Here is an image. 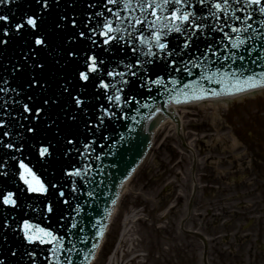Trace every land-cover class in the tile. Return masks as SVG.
I'll return each instance as SVG.
<instances>
[{
  "label": "water",
  "instance_id": "95a60500",
  "mask_svg": "<svg viewBox=\"0 0 264 264\" xmlns=\"http://www.w3.org/2000/svg\"><path fill=\"white\" fill-rule=\"evenodd\" d=\"M49 2L52 7L43 14L40 32L37 35L43 34L48 37L50 47L40 50L38 54V59L42 60L47 67L44 73H38V75L41 79L46 80L50 87L43 94H41L39 89L32 91L31 94L33 96L39 97L36 100L37 105L40 104V99H43V95L51 97L55 94L59 96V85L63 83L61 77L64 79L71 78L73 83H75V73L83 64L85 52L91 54L94 51L103 58L107 62V70L125 71L123 65H120L119 62L128 63L132 59L129 45L135 43L138 48L144 51L149 46L147 43H140L139 31L129 28V21L136 18L143 19L145 14H149L152 11L145 8L142 13L139 3L144 2V0H119L116 5L108 4L107 0H60L58 6L53 3V0H49ZM215 2H220V0H205L203 5H200L199 0H184V4L177 7H180L183 11L195 10L202 15H208L210 5ZM89 4L94 5V7H88ZM126 4L127 7H125ZM189 5L195 7H189ZM109 8L113 10L112 13L108 12L107 9ZM211 10L216 11L214 8ZM39 11L40 6L37 5L36 0H16L15 3L0 4V15L9 17V26L19 22L26 14H33ZM170 11L171 9L168 7L157 10V15L161 17L157 21L158 28H163V25L167 23L163 18L168 16ZM96 12H102L105 18L111 20L113 26L120 29L119 33H113V35H122L124 40L118 44L114 43L110 46H104L102 44L103 37L96 34L93 38L96 39L97 45H92L91 41L87 40H76L71 45L67 44V39L74 32L78 33L81 30L88 32V29L84 28L83 24L89 16L93 17V25L101 19L95 17L94 14ZM227 12L235 13V15L242 18H246L249 15L253 17L252 20L247 21V23L252 24V29H249L248 33H232L230 28L225 27V31L232 36L233 42H235L236 35H240L243 38L250 35L253 37L252 40H248L246 45H242L239 49H233L229 40L224 38L223 33L205 31L204 34L210 39L205 40L202 36L191 49L193 58H199L198 62L201 67L192 69L191 75L176 72L168 73L156 68L155 70L164 76L166 82L172 78H176L179 81L175 86L176 90L172 92H168L164 88L157 89L156 86L150 83L148 87L152 88L151 93L146 89L139 88V82L130 91L128 86H125L126 95H135L141 104H147L148 107L134 105L133 108H138L139 111H135L133 108L127 109L128 119L106 121L105 127L95 136L85 129L83 117L74 124L65 119L64 112L61 109L73 110L67 95L60 98L58 106L48 109L50 119L57 120L59 135H57L55 128H47L46 124L48 121L40 120L38 122L34 121L37 124L36 134H27L21 140L17 133L23 132V129H20L17 123L12 122L10 117L8 118L11 124V142L20 144L23 151L14 152L0 145V160L7 161L5 168L0 169V171L7 172L6 176H0V193L6 194L12 191L16 194L14 198L18 200V207L16 208L4 206L0 203V259H3L5 264H68L69 258H71L72 264H85V257L91 252L92 244L115 195L117 184L137 167L136 165L140 163L146 152L148 145L147 133L150 132L154 125L150 123V118L147 119V122H143L149 115L148 113L156 106H160L162 109L164 104L170 99L173 102H177L189 100L194 98V96H207L219 91H229V89H231L230 91H235L234 85L237 77L240 79L241 87H245L243 81L249 76H255L257 80L264 81V77L260 76L261 73H264V58L257 59L258 55L264 57V39H261L264 36V23H262L264 22V16L260 15L257 6L248 7L246 0H240L239 4L236 3V0H229ZM113 13H119L124 19L118 20ZM61 15L77 17L80 27L75 30L70 28L68 30L57 29L55 25ZM217 15L223 14L217 13ZM148 19L151 21L155 17L148 15ZM208 23L218 27L223 26L221 20L212 18H209ZM228 24L235 27H244L243 24L236 23L231 19H229ZM139 27L137 26V28ZM126 29L132 31L133 36L130 37ZM163 30L167 31V28ZM148 31L149 28L145 25L143 28L144 38L150 39ZM29 39L30 36L27 33L23 36H18L13 32L9 44L5 48L0 49V77L9 80L7 87L26 86L31 69H26L24 73L13 77L9 65L10 63H15L20 58L21 53L27 50V41ZM166 41L172 48L177 43L182 42V37L173 32L166 37ZM209 44L219 55L213 56L211 51L206 50ZM105 47H111V51L105 52ZM69 48L74 49L78 54L80 57L79 62L68 59L66 53ZM153 50L155 51V49ZM249 50L251 55H249ZM233 52L237 56L243 55L244 60L236 59V62L232 63ZM224 55H229L230 59L224 61ZM183 59L188 60V57L184 56ZM57 60L60 61L59 64L56 63ZM158 63L162 64L163 62L159 61ZM180 66L182 67V65ZM6 67L7 70H5ZM148 67L152 69L155 65H148ZM189 67L191 68V64H189ZM213 73H215L214 76ZM231 73H236V76H231ZM202 76L211 77V82L201 79ZM103 78L106 82H112L111 78L106 77V74ZM152 78L155 79V76ZM129 79L134 80L135 78L129 77ZM184 84H189L191 87L185 89L183 87ZM0 86L4 85L0 84ZM167 87L171 89L174 86L168 84ZM184 93L189 94L185 96ZM3 95L0 93V96ZM95 95V89L90 84L87 90V98L91 101V105L98 106L104 102L103 97L98 101L94 98ZM12 96H14V93L9 92L8 96L4 98L10 99ZM10 111L12 110L10 109ZM170 112L169 108H164L163 114L175 120V113L172 114ZM17 114V111H12L13 116ZM163 114L155 118L156 123L159 122V119H162ZM69 134L77 138L76 147L81 149V153L78 154L73 150L70 154H65L66 149L72 147L71 145H65L63 141V137ZM144 134H147V136H144ZM104 137H107V139H104ZM5 138L2 139L8 142L9 138ZM92 140L96 141L93 146L94 151H85L83 144L91 143ZM49 141L55 145L51 149L53 155L47 160H42L39 157L38 148L47 146ZM13 155L17 157L16 160L11 159ZM20 161L27 164L45 183H56L59 189L66 193L65 198L69 200L71 207L64 205L58 199L56 189L50 188L48 197L28 193L27 185L20 179V174L23 172V169L19 167ZM75 168L81 169V176L67 177L63 175L65 170L71 171ZM72 188H76L77 191L72 192ZM48 202H52L56 207L54 215L49 214L46 210ZM75 209H79V212ZM25 220L32 224H39L41 227L51 230L57 236L63 237L64 239L61 241L64 246L63 249L58 250L53 255L50 249L58 248L57 244L42 245L37 243L30 245L24 241L20 228ZM4 224L10 225V227L3 228ZM72 224H76L77 228L72 229ZM13 229L16 230L13 231ZM64 249H71V251H65ZM13 251L17 253L15 257L11 255ZM26 251H32L34 257L30 259L26 255Z\"/></svg>",
  "mask_w": 264,
  "mask_h": 264
},
{
  "label": "snow or ice",
  "instance_id": "6c2138e0",
  "mask_svg": "<svg viewBox=\"0 0 264 264\" xmlns=\"http://www.w3.org/2000/svg\"><path fill=\"white\" fill-rule=\"evenodd\" d=\"M16 0H0V4L15 3ZM200 5L205 3V0H199ZM37 5L40 6V11L33 14H26L25 17L15 24L9 26V17L6 15H0V49L5 48L10 40L12 33L14 32L18 36H23L26 33L30 36V39L27 41L28 47L27 50L21 53V56L15 63H10L11 74L13 77L24 73L26 69H31V72L28 75V79L25 85H19L17 87H7L9 85V80L4 77H0V93L4 94L0 96V145L5 149L13 150L14 152H22L23 148L20 144H14L11 142L12 133L10 131L11 124L9 123L8 118H11L12 122L18 124L20 129H23V132L17 133L19 138L23 140L25 135L31 134L35 135L37 132V124L34 121H48L46 124L48 129L55 128L57 130V135H59V125L56 119H50L48 115V109L53 106H58L60 103V98L67 95L71 101L72 111H69L67 108H62L64 112L65 119L69 120L73 124L83 117L85 129L93 136L99 133L106 125V121L110 122L113 119H128L127 109L133 108L134 105H139L141 107H148L147 104H141L137 100L135 95H126L125 86H128L129 91L132 87L137 86L141 89H146L151 93L152 88L148 87L149 83L156 86L157 89L164 88L168 92L175 91V86L179 83L176 78L171 80H165L164 76L160 75L155 69L160 68L164 72H176V73H187L188 75L192 74V69L201 67L198 62L199 58H193L192 51L193 46L198 40L203 38L205 40L210 39L206 36L205 31L211 32H221L225 39L229 40L231 43V48L239 49L242 45H246L248 40H252V36H247L246 38L236 35L235 42H233L232 36L229 35V32L225 31V27L230 28L232 33H248L249 29H252V24L247 23L253 19L251 15L246 18L235 15V13H228L227 8L229 6V0H220V2H215L210 5L208 15H202L197 11H183L178 5L184 4V0H144V2L139 3V7L144 12L145 8L151 9L152 11L149 14H145L143 19L136 18L132 21H129V28L136 29L140 32V43H147L149 46L147 50L138 48L135 43L129 45L130 51L132 53V59L128 63L120 61L119 64L123 65L125 71H117L115 69L107 70V62L101 58L94 51L89 54L85 52L83 56V64L76 70L75 73V83L71 78L64 79L63 83L59 85L60 93L59 96L53 95L51 97L43 95V99H40V104H36V100L39 97L33 96L31 93L35 89H39L41 94L46 93L50 85L44 79H41L38 73L42 74L45 72L46 64L38 59L39 51L42 49H48L50 47L48 37L46 35L37 33L40 32V26L43 19V14L50 10L52 4L49 0H36ZM57 6L60 3V0H53ZM108 4L116 5L119 3V0H107ZM236 3L239 4L240 0H236ZM248 7L257 6L258 11L261 16H264V0H246ZM88 7H94V5L89 4ZM127 7V4L125 5ZM168 7L171 9L170 14L165 16L163 19L167 21L163 25V28L157 27V21L161 19L157 15V10ZM189 7H195L189 5ZM216 11H212L211 9ZM108 12L112 13L111 8L107 9ZM239 10V9H238ZM217 13L223 15L218 16ZM95 17L101 18L96 22L95 25L92 24L93 17L89 16L84 22L83 27L88 29V32L81 30L78 33L74 32L73 35L67 39L66 43L71 45L76 40H87L91 41L92 45H97L94 35L98 34L103 37L102 44L104 46H110L112 44H118L120 41L124 40L122 35H113V33H119L120 29L113 26V22L104 17L102 12H96ZM118 20L124 19L119 15V13H113ZM148 15L155 17L154 20H149ZM209 18L215 20H221L223 22L222 27L216 25H209ZM229 19L233 20L236 23H241L244 27H235L228 24ZM264 23V22H262ZM91 25V26H90ZM147 25L149 28L148 38H144L143 28ZM56 28L61 30L77 29L80 27V22L75 16L61 15L56 22ZM137 26H140L137 28ZM167 28V31L163 29ZM99 30V32H98ZM128 35L133 36L132 31L126 29ZM179 34L182 37V42L176 44L175 47L170 48L169 43L166 41L171 33ZM7 37V39H5ZM264 39V36L261 37ZM155 49V51L153 50ZM207 51H211L213 56L219 55L218 52L212 49V46L209 44L207 46ZM105 52H110L111 47H105ZM69 60H75L79 62L80 57L75 52L74 49L69 48L67 53ZM249 55L251 51L249 50ZM187 56L188 60H184L183 57ZM264 57L258 55L257 59H262ZM229 55H224L223 60H229ZM236 59L241 61L244 60L243 55L237 56L235 52L232 53V63L236 62ZM23 61V63H21ZM162 61L163 63H158ZM179 61V64H178ZM57 64L60 63L59 60L56 61ZM255 63V61H253ZM191 64V68L189 67ZM148 65H155L154 68L150 69ZM182 65V67L180 66ZM119 66V65H118ZM7 70V67L6 69ZM106 74V77L111 78V83L106 82L103 78ZM215 73H213V76ZM231 76H236V73H231ZM155 76V79L152 77ZM261 77H264V73L260 74ZM135 78L134 80L129 79ZM119 78V80H117ZM201 79L208 80L211 82V77L202 76ZM243 83L247 85L248 88H256L258 84L264 83V81L257 80L255 76L247 77ZM95 89L96 95L95 99L100 100L103 97V103H100L98 106L91 105V101L87 98V90L89 85ZM168 84L173 85L174 87L169 89ZM185 89H189L191 86L189 84H184ZM235 91L245 90L241 87L240 79L237 77L236 83L234 85ZM231 89H229L230 91ZM14 93L10 99H5L4 97L8 96V93ZM23 94V95H22ZM187 96L189 93H184ZM215 94V93H214ZM195 99H200V96H194ZM91 105V107H90ZM17 111V115L13 116L12 111ZM115 109V110H114ZM135 111H139L138 108H133ZM8 137L9 141L5 142L2 138ZM107 139V137H104ZM65 145H71L72 147L66 149V155L70 154L75 150L78 154L81 153V149L76 147L77 138L71 134L63 137ZM96 141L92 140L91 143H84L83 148L85 151L92 150L94 151V145ZM55 145L49 141L47 146H41L38 148L39 157L42 160H47L53 155L51 151ZM103 147V145H101ZM11 159L16 160L17 157L13 155ZM99 159V157H97ZM7 164L6 160H0V169L5 168ZM19 167L23 169V172L20 174V179L25 185H27V192L30 194H35L37 196L48 197L50 195V188L57 190L58 199L64 204L71 207L70 202L66 199V193L63 190L59 189V186L56 183H45L36 175V173L23 161L19 162ZM6 171H0V176H6ZM63 175L67 177H79L82 175L80 168H75L74 170H65ZM76 188H72V192H76ZM16 194L12 191L7 192L6 194L0 193V203L4 206H10L12 208L18 207V200L14 198ZM46 210L49 214L56 213V207L52 202L46 204ZM79 212V209H75ZM3 228H8L10 225L4 224ZM72 229L77 228L76 224L71 225ZM16 229H13L15 231ZM20 231L23 233V239L30 245H35L37 243L42 245H52L57 244L58 248L50 249L53 255L60 249H63V244L61 241L63 237L57 236L51 230L41 227L39 224H32L28 220L23 222V225L20 228ZM5 239H7L5 237ZM65 251H71V249H64ZM11 255L15 257L17 253L15 251L11 252ZM26 255L32 259L34 253L32 251H26ZM87 259V257H85ZM0 264H5L3 259H0ZM68 264H72L71 258H69Z\"/></svg>",
  "mask_w": 264,
  "mask_h": 264
},
{
  "label": "rangeland",
  "instance_id": "374dc122",
  "mask_svg": "<svg viewBox=\"0 0 264 264\" xmlns=\"http://www.w3.org/2000/svg\"><path fill=\"white\" fill-rule=\"evenodd\" d=\"M178 113L182 119V139L198 158L201 181L196 178L197 186L210 184V179L212 186L216 183L205 203H195L194 218L184 228L190 232L202 231L200 214L206 215L209 210L217 215L218 210L219 228L209 219L204 229L211 235L210 249L222 258L220 264H253L257 252L248 253L251 246L254 251L258 250L257 231L264 244V174L258 183L252 169L263 168L264 160L260 163L254 156L250 157L244 141H254V145L249 144L257 148L252 152L258 158L264 157L259 153L264 150V141L257 144L253 135L246 137L247 130L257 133L261 139L264 137V95L237 101L228 110L219 109L216 122L210 116L214 113L211 108L193 107L180 109ZM155 134L152 150L121 196L94 264H202V244L196 238L181 235L177 228L193 187L189 173L192 156L183 151L180 138L171 126ZM234 135L242 145L238 149L231 140ZM221 138L224 140L219 141ZM202 205L205 206L200 210ZM235 213L241 218L237 220ZM117 237L119 241L115 244ZM111 253H114L112 261L105 263V257ZM258 254L264 261V251ZM212 256L211 252L209 264ZM263 261L259 262L264 264Z\"/></svg>",
  "mask_w": 264,
  "mask_h": 264
},
{
  "label": "bare ground",
  "instance_id": "6f19581e",
  "mask_svg": "<svg viewBox=\"0 0 264 264\" xmlns=\"http://www.w3.org/2000/svg\"><path fill=\"white\" fill-rule=\"evenodd\" d=\"M258 95H264V87L259 89V90H257L256 92L247 93V94L245 93V94L234 96V97H228L225 100H224V98H221V99H210V100H205V101H200V102H195L194 101L189 106H185L184 105V107H180V106L179 107H169V111H171L170 113H172V114L175 113V120L174 119H170L169 116H166L165 114H163L162 119H159V122L156 123L158 125V127H157L158 131H160L161 129L166 128L168 126H171L172 128L173 127L174 128L177 127L181 131L180 128L182 126L181 125L182 119H181V117H180V115L178 113V110H180L179 108H181V110H185V109L193 108V107L194 108L195 107H199L200 109H204V110H205V108H211L214 111V113L212 115H210V116L212 118V121L216 122L219 119V117H220V115L217 113V111L219 109L227 108L226 110H228V109L231 108V105L233 103H235L237 101H244L245 99L248 100L250 98H256ZM157 128H156V132H158ZM223 140L224 139L221 138L219 141H223ZM231 140L233 142V146L238 149L240 145L238 144V140H237L236 136L235 135L232 136ZM257 176H258V178H257ZM257 176H255V177L257 178V181H259L260 178H259V174L258 173H257ZM134 177H132L130 180L126 181L123 184V186H121L122 187V189H121L122 196L125 194L129 184L134 180Z\"/></svg>",
  "mask_w": 264,
  "mask_h": 264
},
{
  "label": "flooded vegetation",
  "instance_id": "af4514ba",
  "mask_svg": "<svg viewBox=\"0 0 264 264\" xmlns=\"http://www.w3.org/2000/svg\"><path fill=\"white\" fill-rule=\"evenodd\" d=\"M216 222V220H214V222L213 223H215Z\"/></svg>",
  "mask_w": 264,
  "mask_h": 264
}]
</instances>
